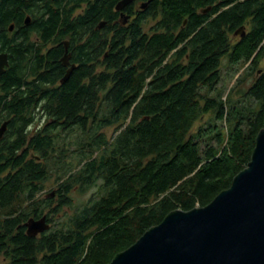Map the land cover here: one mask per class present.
Listing matches in <instances>:
<instances>
[{"label":"trees","instance_id":"obj_1","mask_svg":"<svg viewBox=\"0 0 264 264\" xmlns=\"http://www.w3.org/2000/svg\"><path fill=\"white\" fill-rule=\"evenodd\" d=\"M87 1L0 0V52L9 56L0 77V127L8 122L0 140L1 264L111 263L171 212L205 207L229 189L264 129V0H153L113 40L132 41L110 51L107 74L98 71L103 46L94 30L101 4L74 19L68 9ZM157 13L159 23L146 30ZM67 39L79 66L61 84L63 45L45 54L37 45ZM225 58L247 66L238 100L210 96ZM246 76L249 87L238 90ZM54 176V196L43 197ZM98 181L99 198L57 228L27 234L30 219L53 222L72 207L74 189L85 193Z\"/></svg>","mask_w":264,"mask_h":264},{"label":"water","instance_id":"obj_2","mask_svg":"<svg viewBox=\"0 0 264 264\" xmlns=\"http://www.w3.org/2000/svg\"><path fill=\"white\" fill-rule=\"evenodd\" d=\"M132 1L122 0L117 9ZM30 21L27 17L25 23ZM14 29V25L9 28L10 32ZM64 45L62 62L67 66L69 43ZM8 66V54L0 52V77ZM74 68L67 70L61 84ZM7 128L4 122L0 140ZM25 226L31 237L50 230L46 215L30 219ZM109 264H264V129L256 138L250 162L229 189L205 207L171 212Z\"/></svg>","mask_w":264,"mask_h":264},{"label":"flooded vegetation","instance_id":"obj_3","mask_svg":"<svg viewBox=\"0 0 264 264\" xmlns=\"http://www.w3.org/2000/svg\"><path fill=\"white\" fill-rule=\"evenodd\" d=\"M57 1L59 0H54L51 2H57ZM68 1L71 2L72 0H68ZM96 1H98L101 4L102 11H103V16L100 17V19L95 23L96 25L94 27V30L95 31L97 30L101 37L102 46H103V53L99 59L100 63L98 66V71L100 73L107 74L109 69L106 64V60L109 56L110 51H112L115 47L117 48V46L120 44V41H121V40H115L116 42L114 44L113 40L119 33L127 32L128 28L134 25V20L138 18V15L140 13H147L149 4L153 2V0H135L129 3L123 9H117L119 3L122 0H89L87 2H82L79 6L71 4L69 5L68 9L72 8V12H71L72 19L77 18L79 16H84L90 10L89 7L93 5ZM53 6L56 9V6L58 5L55 4ZM224 9L225 8H222L221 11ZM212 10H213V7L208 6L204 10H201L202 15L207 16ZM216 15L217 13L214 14L210 20L216 17ZM159 18H160L159 13H157L155 17H150V18L148 17L145 24H150V23L158 24ZM29 24H31V21ZM37 40L40 41V39H37ZM131 41H132L131 38L126 35L123 45L121 43L120 46H124L125 48H127L128 46L131 45ZM64 42L69 43L68 54L70 55V59H69V64L67 66H65L62 62V58L66 53V47L64 45ZM60 45H63V50H64L62 55L59 57V62L61 63L62 68L64 69V72H63V77H64L67 70L70 67L75 66L74 68L75 70L79 66V64L75 62L74 60L73 53L75 51V48L74 49L72 48L70 40L67 39L57 45L52 44L51 42L50 43L46 42V43L38 44L37 46L40 47L44 51V53L42 54H45L47 53V51L52 50Z\"/></svg>","mask_w":264,"mask_h":264},{"label":"rangeland","instance_id":"obj_4","mask_svg":"<svg viewBox=\"0 0 264 264\" xmlns=\"http://www.w3.org/2000/svg\"><path fill=\"white\" fill-rule=\"evenodd\" d=\"M152 25H153L152 23L146 25L145 26L146 30H148ZM235 39L236 38L232 36V41H235ZM221 65H222L221 66V73H222L221 81L219 85L217 86V89L213 93H210V96H215L218 94V92H222L223 99H225L227 96L231 97L233 100L240 99L241 95L236 93L235 87L237 86L236 83H237L238 78H240L241 76L245 77L244 71L247 66H243L242 64L238 66H232L229 64L227 58L222 60ZM260 67L264 69V60L261 63ZM246 77H247L246 81L242 83V85L238 88V90L247 89L249 87L251 80H252V76H246ZM208 118L209 116H206L205 118H203L202 121L198 122L195 125L194 130L196 131L199 128V126L203 125ZM107 134L109 137H112L113 130L112 129L107 130ZM70 141L72 143L70 149L73 150L76 147L77 136L73 134L70 137ZM72 157L74 158L72 162L75 164L76 155H72ZM101 186H102V182L98 181L97 186L92 187L85 193H80L78 188L74 189V191L71 193V197L73 200L72 207H65L64 210L61 212V214L55 215L54 221L49 223L50 230L53 228H57L58 223H60V221L72 216L79 206L85 203H88L89 201L93 199L99 198V196L102 194ZM56 189H57V183H56V179L54 176L46 182V190L43 194V197L44 195L48 193H53L54 190ZM4 262H5L4 257L0 256V264Z\"/></svg>","mask_w":264,"mask_h":264}]
</instances>
